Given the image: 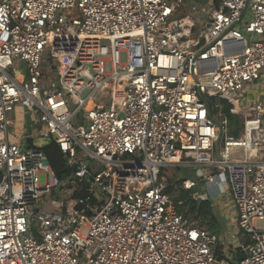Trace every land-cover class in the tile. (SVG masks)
<instances>
[{
  "label": "built area",
  "instance_id": "1",
  "mask_svg": "<svg viewBox=\"0 0 264 264\" xmlns=\"http://www.w3.org/2000/svg\"><path fill=\"white\" fill-rule=\"evenodd\" d=\"M214 2L0 0V264H264V0ZM182 164L202 201L224 179L221 235L175 203Z\"/></svg>",
  "mask_w": 264,
  "mask_h": 264
},
{
  "label": "rangeland",
  "instance_id": "2",
  "mask_svg": "<svg viewBox=\"0 0 264 264\" xmlns=\"http://www.w3.org/2000/svg\"><path fill=\"white\" fill-rule=\"evenodd\" d=\"M183 6H185V7L181 8L176 14H174V17L172 18V20L180 18L181 16H184V15L193 16L195 14H199L202 8H205L207 10H212L215 7V2H214V0H183ZM193 7H195V9H196L195 11L192 10ZM105 58H108V57H105ZM125 60H126V54L124 51H121L120 52L121 63L124 64ZM23 67H24V65H22V64L17 65L16 69L21 70V69H23ZM105 72L106 73L110 72L109 63H105ZM261 73L264 76L263 70L261 71ZM251 96H252V98L253 97L255 98V97H260L263 95L256 92ZM222 103L225 104L224 102H222ZM22 111H23L22 109L18 108L15 112V120L13 121L14 122V127H13L14 130H12L15 133V135H19L21 132V129L26 127L25 123L23 125L21 123H19L22 120H25V118H26L22 114ZM30 120L31 119L28 117L27 121H29V123H30ZM239 123H240V119L238 117H236L235 123H234V121H232V122L230 121L228 123V134L235 135L233 132V129H235V128L238 129L240 126ZM237 124H238V127H237ZM37 144L39 145L40 142H36V145ZM162 174H163L167 184L169 185V187L171 189L170 192L172 193L174 199L178 198V196L181 194V192L188 193V195L190 197V195L200 191L201 183H200V181H198V178L195 175V173L191 167H186L183 164L178 165V166H174V167H168V168L163 169ZM185 179L196 181L197 187L192 189L191 191H188V192L183 190L181 181L185 180ZM53 199H56V198L48 197L45 199L46 201H48L47 206H44L45 209H47V210L52 209V208H49L48 206L50 204V201ZM225 199H226V197L223 194L221 197V200L219 202L215 201L216 204H214L213 200H210L211 205L213 206L214 216L218 222V231L220 232V234H218V235H221L226 230V227H228V225L230 224V222H231L230 219L232 217V215L228 211V207H226V205L224 204L226 201ZM38 205L43 206V203L39 202ZM183 210L185 212H187L188 214H190L191 216H193L197 220L198 224L201 225L202 228L207 229L206 225H205L206 222L205 223L203 222V218L197 217V211H194L192 213L189 212V198L187 199V202H186ZM53 211L55 212L56 210H53ZM255 226L258 229H264V220H257L255 222ZM85 232L86 231L84 230V233Z\"/></svg>",
  "mask_w": 264,
  "mask_h": 264
},
{
  "label": "trees",
  "instance_id": "3",
  "mask_svg": "<svg viewBox=\"0 0 264 264\" xmlns=\"http://www.w3.org/2000/svg\"><path fill=\"white\" fill-rule=\"evenodd\" d=\"M226 106V115L228 118V121L232 122L234 121L237 116L233 115L230 113L229 109L230 107L228 105ZM233 132L236 135H238L239 130L237 128L233 129ZM41 151L45 154L47 157L48 163L51 167V170L56 176H61V174L64 172V158L61 153V151L58 149L56 144L50 143L46 146H44ZM171 189L169 188V191ZM189 198V212H194L197 211V217H202L203 222L206 225V228L208 231L215 233V234H220L218 231V222L214 216L213 212V206L211 205L210 200L202 201L201 203H198L194 201L193 199H190L188 193L181 192V194L178 196V198L175 199V203H177L180 200H187ZM203 225V224H202ZM237 260H240L244 257L242 253H237L236 255Z\"/></svg>",
  "mask_w": 264,
  "mask_h": 264
},
{
  "label": "crops",
  "instance_id": "4",
  "mask_svg": "<svg viewBox=\"0 0 264 264\" xmlns=\"http://www.w3.org/2000/svg\"><path fill=\"white\" fill-rule=\"evenodd\" d=\"M260 94L264 95V85H263V90L261 91ZM217 187H218V189H217L218 191L216 193H219V195H220V198L218 199V202L221 200V197H222L223 194L225 195V197H226L225 200L227 201L228 197L226 195V183L224 182V179L221 178V180L217 184ZM224 204H226V203H224Z\"/></svg>",
  "mask_w": 264,
  "mask_h": 264
},
{
  "label": "water",
  "instance_id": "5",
  "mask_svg": "<svg viewBox=\"0 0 264 264\" xmlns=\"http://www.w3.org/2000/svg\"><path fill=\"white\" fill-rule=\"evenodd\" d=\"M193 196H194V198H196V201H197L198 203H201V202H202V200H201V198L199 197V194H198V193H194Z\"/></svg>",
  "mask_w": 264,
  "mask_h": 264
},
{
  "label": "bare ground",
  "instance_id": "6",
  "mask_svg": "<svg viewBox=\"0 0 264 264\" xmlns=\"http://www.w3.org/2000/svg\"><path fill=\"white\" fill-rule=\"evenodd\" d=\"M91 104H92V103H91V102H89V103L87 104V108H88V107H90V106H91Z\"/></svg>",
  "mask_w": 264,
  "mask_h": 264
}]
</instances>
